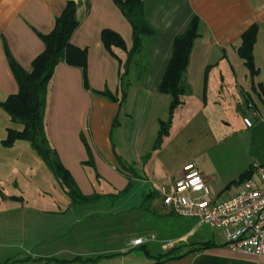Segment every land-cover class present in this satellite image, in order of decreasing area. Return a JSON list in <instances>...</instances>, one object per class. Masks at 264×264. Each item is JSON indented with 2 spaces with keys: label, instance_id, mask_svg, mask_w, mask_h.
Masks as SVG:
<instances>
[{
  "label": "crops",
  "instance_id": "crops-1",
  "mask_svg": "<svg viewBox=\"0 0 264 264\" xmlns=\"http://www.w3.org/2000/svg\"><path fill=\"white\" fill-rule=\"evenodd\" d=\"M68 1L75 4L78 22L71 42L87 51L88 87L83 86L80 69L64 62L57 64L45 96L44 132L50 147L56 151L81 194L90 196L101 191L114 196V192L129 190L132 185L127 183V177L134 176L129 169L119 166L112 143L113 128L118 124L123 103L102 94L108 90L114 97H119V63L102 45L101 30L107 28L117 32L127 49L132 45L131 27L112 0H0V101L18 90L4 45L15 61L29 72L32 60L44 47L38 33L46 34L52 29ZM142 2L144 16L155 35L136 58V67L142 74V88L150 91L159 92L174 37L184 32L192 17L197 16L200 20L198 37L184 72V84L189 94L183 96V104L174 110L170 127L176 115L180 117L178 125L184 124L188 114L183 116L182 109L192 102L194 92L191 80L203 79L200 90L205 96L214 80L247 79L236 47L241 34L252 25L258 28L253 57L258 62L264 61V0ZM113 51L123 61L125 52ZM131 70L132 67L129 72ZM221 89L219 85L215 90L220 94ZM237 89L244 96L242 127L239 135L233 138L234 145H224L219 156L225 155L233 160L234 173L221 175L217 169L205 171L192 163L207 179L215 200L235 194L243 182L239 180L241 174L250 171L249 176L254 177L253 164L264 165V77L258 75L252 84L247 83L245 88L238 86ZM203 102L206 107L208 101L205 97ZM193 115L189 114L188 119ZM219 118L222 120L224 115ZM243 118H250L252 125L246 126ZM81 134L91 149L94 167L105 182L103 184H93L88 177L86 169L91 166L84 165L88 156ZM186 164L179 168L174 179ZM174 179L161 186L168 187ZM154 185L161 187L151 183L149 191H156ZM137 189L141 191L142 187L137 186ZM33 190L47 189L38 185ZM146 193L143 192L142 196ZM26 196L25 193L4 195L0 187V264L7 261V264H264V256L227 248L221 231L206 226L211 232H203L200 229L205 225L175 215L163 205L159 195L160 200L151 199L146 206L131 203L130 194L117 201L95 198L71 202L58 193L47 199L33 200L31 204ZM18 207L26 211L25 216L16 214ZM173 216L180 218L181 222L173 224ZM131 218L140 219L145 224L148 222L152 228L144 231V236L130 237L128 224ZM174 228L177 229L175 235ZM154 233L157 236L155 240L152 239ZM137 238L145 239L144 243L131 246L130 242ZM209 240L215 246L187 253L193 248L190 244ZM178 246L170 259L157 262L156 255ZM153 247H158L159 251L154 252Z\"/></svg>",
  "mask_w": 264,
  "mask_h": 264
},
{
  "label": "rangeland",
  "instance_id": "rangeland-1",
  "mask_svg": "<svg viewBox=\"0 0 264 264\" xmlns=\"http://www.w3.org/2000/svg\"><path fill=\"white\" fill-rule=\"evenodd\" d=\"M148 41L149 39H146L145 43ZM125 58L126 56L123 58V62ZM253 62L258 72L253 79H251L242 60L241 66L245 69L246 80L242 77L239 79L227 78L221 81L214 80L205 96L200 90L203 79L191 80L194 89L192 102L186 104L181 114L185 116L194 113L195 116L193 115V118L188 119L187 115L183 121L184 124L178 125L180 117L178 118L176 115L171 127L169 123L167 134L164 133L160 142L157 143L158 147H154V145L160 130L159 121L166 122L168 120L170 96L161 94L156 90L150 91L142 88L144 82L142 74L137 70L136 63H133L132 70L126 75L127 95L117 118L118 124L113 128L112 143L116 150L119 166L133 172L134 178L127 177V183L135 186L133 188L131 186L129 190L114 192V196H111L109 192L97 191L88 198H108L117 201L130 194L131 203L136 202L143 205L142 193L148 192L152 188L151 183L166 186L170 179H174L175 173L185 163H194L198 168L205 171L217 169L221 175L225 173L228 176L232 175L234 173L232 169L233 160L225 155L219 156L224 145H234L233 138L239 135L242 127L241 110L243 109L242 99L244 96L241 95L237 87L245 88V85L247 83L252 84L258 75L264 77V61L258 62L253 57ZM182 80L184 83L185 74H183ZM219 85L223 88L219 92L220 94L215 90ZM204 97L208 101L206 107L203 105ZM214 101L217 102L214 103ZM183 110L186 111L183 112ZM218 114H220L219 117L224 115V118L221 120L217 117ZM8 127L21 129V125L12 122L0 107V187H2L3 194L19 196L25 193L26 199H30V204L33 200L47 199L58 193L71 201V197L61 190L60 183L54 179L29 142L19 140L11 148L3 147L1 141L5 138ZM223 141L226 142L223 143ZM84 165L91 166L86 169L89 172L88 177L91 183L98 185L105 183L94 167L93 155L91 163H84ZM38 185L44 186L47 190H33ZM137 186H141L142 190H138ZM30 188L32 189L30 190ZM155 199L160 200V197L157 196ZM18 209L16 213L18 216L26 215V211H22L19 207ZM13 214L15 213L13 212ZM178 222H181V219L173 216V224ZM151 225L154 226L155 223H151ZM149 228L152 227L148 225V222L145 224L140 219L131 218L130 224H128V233L130 237L144 236V231ZM200 230L211 232L206 226L201 227ZM176 231L177 229L174 228L173 235ZM152 239H157L156 234L152 236ZM150 246L152 245L150 244ZM153 251H159L158 247H153Z\"/></svg>",
  "mask_w": 264,
  "mask_h": 264
},
{
  "label": "trees",
  "instance_id": "trees-1",
  "mask_svg": "<svg viewBox=\"0 0 264 264\" xmlns=\"http://www.w3.org/2000/svg\"><path fill=\"white\" fill-rule=\"evenodd\" d=\"M120 10L131 27L132 45L127 49L123 38L111 29H103L100 32V40L104 48L119 63L118 95L114 97L108 90L102 92L111 100L122 104L127 95L128 82L126 75L133 63H136L138 55L146 47L145 40L151 39L155 32L147 22L143 13L142 0H112ZM200 20L197 16L192 17L186 29L180 35L174 37L172 42L171 55L159 83V92L170 96L168 106V120L160 121V130L157 134L158 147L162 135L167 134V128L171 123L174 110L183 104V96L189 94L188 87L183 83L182 76L188 66L189 56L195 39L198 37ZM78 22L75 18V4L72 1L66 2L61 14L55 19L52 29L46 34L38 33L43 42V50L32 60L31 70L25 71L12 57L8 48L4 45V52L18 86L14 94L8 95L0 101V107L6 112L10 120L21 125V129H6V136L1 141L3 147H11L16 141L23 140L30 143L40 160L45 164L54 179L60 183L62 189L73 201L80 202L88 200L76 187L73 177L60 162L57 153L53 150L44 132L43 111L45 107V96L48 83L59 62L80 69L84 87H88L87 51L71 42L73 32L77 29ZM258 28L250 26L240 36V43L236 47L238 56L243 60L245 67L250 73L251 79L258 73L253 62V47L256 42ZM113 49L125 52V61L117 58ZM136 57V58H135ZM116 122V121H115ZM115 122L113 123L115 125ZM82 143L86 149L88 160L84 163H91V149L81 134ZM250 171L240 175L239 180L250 177ZM156 191L152 190L144 195L143 206L149 200L157 197ZM79 200V201H78ZM146 206V205H145ZM187 253H194L215 246L211 240L190 244ZM180 246L156 256L157 262L170 259ZM28 259V258H27ZM23 259V260H27ZM19 260V261H23ZM38 260V259H36ZM79 260V259H76ZM82 260V259H80ZM94 260L84 259L82 261ZM6 264L8 263L5 262Z\"/></svg>",
  "mask_w": 264,
  "mask_h": 264
},
{
  "label": "built area",
  "instance_id": "built-area-1",
  "mask_svg": "<svg viewBox=\"0 0 264 264\" xmlns=\"http://www.w3.org/2000/svg\"><path fill=\"white\" fill-rule=\"evenodd\" d=\"M243 122L252 125L250 118ZM252 172L254 177L244 179L235 194L220 200L214 199L207 179L192 163L184 165L168 187L154 185V189L175 215L221 231L227 248L264 256V165L253 164ZM143 243L137 238L130 245Z\"/></svg>",
  "mask_w": 264,
  "mask_h": 264
}]
</instances>
